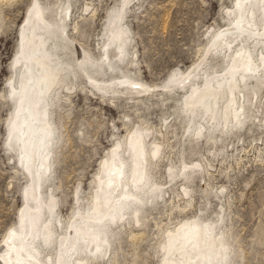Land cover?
Segmentation results:
<instances>
[{
	"label": "rangeland",
	"instance_id": "1",
	"mask_svg": "<svg viewBox=\"0 0 264 264\" xmlns=\"http://www.w3.org/2000/svg\"><path fill=\"white\" fill-rule=\"evenodd\" d=\"M35 1L51 24L53 48L48 49L64 66L57 95L48 99L54 130L51 169L40 187L43 202L49 203L51 195L55 198L51 219L56 236L65 235L76 211L84 214L90 209L96 175L108 151L118 141L127 158L126 138L139 129L149 132L146 147L153 142L160 147L148 173L151 183L161 184V195L145 197L137 219L111 224L107 251L89 256L87 264H162L167 232L193 218L211 223L216 238L223 235L226 264H264V79L257 86L251 82L254 94L252 86L243 89L241 124L218 131L203 123L202 133L195 136L198 120L185 106L188 89L170 78L173 71L185 72L197 62L216 33L232 27L235 0H129L127 5L123 0ZM33 3L0 0V240L17 226L22 207L33 205L24 194L32 176L22 167L14 141H7V122L16 106L8 82L14 77L11 65ZM255 13L260 19L261 11L255 8ZM112 25L125 30L122 54L111 35ZM61 27L68 33L67 50ZM251 44L256 58L258 50L264 53V43L261 48ZM220 45L205 55L193 82L202 84L203 72H224L226 59L216 52L224 47ZM74 49H84L87 57L78 60ZM122 78L142 88L100 91L93 84ZM168 82L170 86L163 88ZM196 162L199 168L188 177L178 173L183 165L193 168ZM44 248L54 259L56 248Z\"/></svg>",
	"mask_w": 264,
	"mask_h": 264
},
{
	"label": "bare ground",
	"instance_id": "2",
	"mask_svg": "<svg viewBox=\"0 0 264 264\" xmlns=\"http://www.w3.org/2000/svg\"><path fill=\"white\" fill-rule=\"evenodd\" d=\"M128 1L123 0V4L127 5ZM234 2L237 13L231 22L232 27L216 33L207 51L185 72L173 71L170 76L176 86L188 89L185 106L187 112L198 120L193 130L195 136L202 133L203 123H206V129L216 128L218 131L241 124L244 119L243 89L252 86V81L257 86L264 79V53L258 50L259 57L256 58L248 45L251 42L253 47L261 48L264 43V0ZM255 8L261 11L260 19L256 17ZM29 9L20 28V49L11 65L14 77L8 81L10 95L16 98V106L7 120V141H14L22 167L32 176L33 180L24 194L32 198L33 205L27 202L18 214L17 226L9 228L2 236L0 264H87L89 256L103 255L107 251L109 242L106 235L111 231V224L123 220L129 223V217L137 219L145 197L150 199L155 193L161 195V184L151 183L148 173L149 165L160 147L156 142L146 147L149 132L136 129L129 132L126 138V158L117 141L100 164L96 175L97 190L92 196L90 209L84 214L76 211L69 219L65 235L56 236L58 232H55L51 219L55 213V198L51 195L49 203L43 202L40 187L41 179H47L51 169L50 145L54 130L48 99L57 95L60 68L64 66L49 50L53 48L52 43H49L51 32L48 31L51 24L44 18L40 5L34 0ZM67 11L69 6L64 8V17L68 15ZM60 20L64 22L62 18ZM61 32V40L65 42L67 50L68 33L63 27ZM111 35L117 38L122 54L125 30L112 25ZM220 43L224 47L216 52L226 59L224 72L212 75L203 72V83L193 82L205 55L212 48L220 47ZM73 53L78 60L87 57L84 49H74ZM93 84L100 91L118 87L133 91L142 88L128 78L106 84L93 81ZM169 86L168 82L163 88ZM254 86L250 87L253 94L256 92ZM199 166L198 162L194 163L193 168L183 165L178 173L188 177ZM169 174L173 176L172 171ZM182 190L188 193L187 186H183ZM43 204L45 211H42ZM213 232L211 223L203 224L196 218L182 221L167 232L165 243H162L161 263L226 264L228 250L223 235L216 238ZM44 246L47 249L56 248L54 259L52 255H47L49 252L45 253Z\"/></svg>",
	"mask_w": 264,
	"mask_h": 264
}]
</instances>
